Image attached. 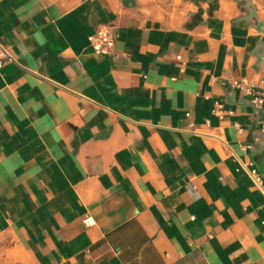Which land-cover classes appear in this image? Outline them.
Here are the masks:
<instances>
[{
	"label": "crops",
	"instance_id": "obj_1",
	"mask_svg": "<svg viewBox=\"0 0 264 264\" xmlns=\"http://www.w3.org/2000/svg\"><path fill=\"white\" fill-rule=\"evenodd\" d=\"M218 1L0 0V264H264V0Z\"/></svg>",
	"mask_w": 264,
	"mask_h": 264
},
{
	"label": "built area",
	"instance_id": "obj_2",
	"mask_svg": "<svg viewBox=\"0 0 264 264\" xmlns=\"http://www.w3.org/2000/svg\"><path fill=\"white\" fill-rule=\"evenodd\" d=\"M90 47L95 54L108 55L113 48V39L111 36V29L108 26H103L96 32L95 36L90 39ZM0 56L7 58L4 49L0 47ZM2 62L0 61V68ZM235 87L242 89L249 97L251 106L262 115L264 119V89L254 88L244 83L234 84ZM260 129L264 132V120H261ZM255 182L260 184V180L255 172H251Z\"/></svg>",
	"mask_w": 264,
	"mask_h": 264
},
{
	"label": "trees",
	"instance_id": "obj_3",
	"mask_svg": "<svg viewBox=\"0 0 264 264\" xmlns=\"http://www.w3.org/2000/svg\"><path fill=\"white\" fill-rule=\"evenodd\" d=\"M218 2V0H209V16H213L214 12L217 10Z\"/></svg>",
	"mask_w": 264,
	"mask_h": 264
}]
</instances>
